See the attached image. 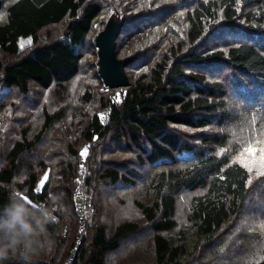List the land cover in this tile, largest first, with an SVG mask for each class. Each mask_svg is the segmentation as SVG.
Listing matches in <instances>:
<instances>
[{"label":"trees","instance_id":"obj_1","mask_svg":"<svg viewBox=\"0 0 264 264\" xmlns=\"http://www.w3.org/2000/svg\"><path fill=\"white\" fill-rule=\"evenodd\" d=\"M97 24L131 60L123 94L87 62ZM0 86V217H67L0 264H43L52 237L65 264L80 178L74 264H264V0H2ZM243 224L262 231L250 259Z\"/></svg>","mask_w":264,"mask_h":264},{"label":"rangeland","instance_id":"obj_2","mask_svg":"<svg viewBox=\"0 0 264 264\" xmlns=\"http://www.w3.org/2000/svg\"><path fill=\"white\" fill-rule=\"evenodd\" d=\"M1 2H2V0H0V7H1ZM4 6H6V4L5 5H3L2 7H4ZM110 14H111V10H108L107 11V13L105 14V15H107V16H110ZM104 23V22H103ZM103 25L104 24H97V26H96V29L91 33V35H90V38H89V45H91L93 48H94V46H95V39H96V36L98 35L97 33L100 31V29L103 27ZM227 36V37H226ZM223 35V37H221L220 39H218L217 40V42L216 43H221V45H225V44H227V43H231L233 40H234V38H232L230 35ZM31 39L30 38H21L20 40H19V45L21 46V47H25L26 45H28V44H30V41ZM132 43V42H131ZM131 43H128V41H125V40H123V44L124 45H126L125 47H124V50L126 49V47H128V45H130ZM214 45V44H213ZM90 47V46H89ZM88 48V47H87ZM96 49V48H95ZM87 62H88V64L90 65V67H91V72H93V74L95 73H97V70H98V60H97V56L96 55H91V56H89V57H87ZM99 86V85H98ZM100 87V86H99ZM130 87V86H129ZM129 87H127V88H124L123 89V92L125 91V90H127ZM101 89L102 90H105V91H113L114 93H118L120 90H116V89H111V90H109V88H107L106 86H101ZM16 91V89L14 88V89H12L11 91H7V90H4V88H2L1 86H0V101H3V103H5L6 101H10V99H11V97L15 94V91ZM18 91V90H17ZM123 92H121L120 91V93L121 94H123ZM3 107V105L0 103V107ZM30 106H32V105H30ZM108 112V111H107ZM107 112H105L104 113V116H103V120H104V122L106 123V119H107ZM6 121L7 119L6 118H4V117H1L0 118V121ZM56 133H58L59 131H55ZM45 175L46 174H44L43 176H42V178L40 179V182H39V185H38V187L39 188H41V186L43 185V183H44V181H43V178L45 177ZM46 210H47V208H46ZM250 217H252L251 215H250ZM55 219V221H56V223H59V222H64V221H67V217H62L61 218V220H58L57 218H54ZM250 221V220H249ZM57 225H59V224H57ZM62 225V224H61ZM262 233V231L260 230V228L258 227V226H248L247 224H243V227H241V229H240V231H239V236L240 237H242L243 239H245V240H248L249 241V243H248V245H246V251H248V253H247V255H246V257L248 258L249 257V259L251 258L250 257V253H252L253 251H254V249H259L258 247H256L258 244H260V237H257V235L258 234H261ZM48 240V242L49 243H47V242H44L43 243V246H44V248H45V256H46V259L45 260H43V264H48V262L46 261L47 259H49V258H53V256L54 257H56V251H57V248H56V244H57V241H56V239H54L53 237H52V239L50 238V239H47ZM51 240L53 241V242H51ZM36 242V240H34L33 242H31V243H29V244H27V247L29 248V247H33V244ZM36 247H37V245H36ZM245 252V251H244ZM116 255H118L119 254V252L118 253H115ZM110 263L109 264H114V261H115V259H117V256H114V257H110Z\"/></svg>","mask_w":264,"mask_h":264},{"label":"clouds","instance_id":"obj_3","mask_svg":"<svg viewBox=\"0 0 264 264\" xmlns=\"http://www.w3.org/2000/svg\"><path fill=\"white\" fill-rule=\"evenodd\" d=\"M39 215L19 203L7 207L0 217V255H4L17 244H29L46 233L45 225L50 219L47 210H38Z\"/></svg>","mask_w":264,"mask_h":264},{"label":"water","instance_id":"obj_4","mask_svg":"<svg viewBox=\"0 0 264 264\" xmlns=\"http://www.w3.org/2000/svg\"><path fill=\"white\" fill-rule=\"evenodd\" d=\"M99 49V74L106 86L120 90L130 86L126 73V66L130 59H118L116 51V37L108 31L101 32L96 38Z\"/></svg>","mask_w":264,"mask_h":264},{"label":"built area","instance_id":"obj_5","mask_svg":"<svg viewBox=\"0 0 264 264\" xmlns=\"http://www.w3.org/2000/svg\"><path fill=\"white\" fill-rule=\"evenodd\" d=\"M87 146L89 147L90 145L87 144ZM78 187L77 189L75 190V197L77 199V213L79 214V216L81 217V227L79 229V237L77 238V247L74 248L70 254V256L68 257L67 261L65 262V264H74V261H75V257H76V254L78 252V246L81 244V238L85 232V208L86 206L89 205V199H87L84 194H83V191H82V188H83V181L82 179L80 178L78 180Z\"/></svg>","mask_w":264,"mask_h":264},{"label":"snow or ice","instance_id":"obj_6","mask_svg":"<svg viewBox=\"0 0 264 264\" xmlns=\"http://www.w3.org/2000/svg\"><path fill=\"white\" fill-rule=\"evenodd\" d=\"M80 155H81L82 157H85V156L87 155V148L83 149V150L81 151ZM249 171H251V170L249 169ZM262 175H264V173H262ZM44 180H47V175H45V177L43 178V181H44Z\"/></svg>","mask_w":264,"mask_h":264}]
</instances>
